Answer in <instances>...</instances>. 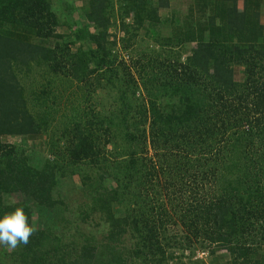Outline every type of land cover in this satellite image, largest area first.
Here are the masks:
<instances>
[{
    "label": "trees",
    "instance_id": "trees-1",
    "mask_svg": "<svg viewBox=\"0 0 264 264\" xmlns=\"http://www.w3.org/2000/svg\"><path fill=\"white\" fill-rule=\"evenodd\" d=\"M188 1L185 11L171 10L169 0L64 3L83 18L67 42L66 32L56 31L51 0H0V215L21 207L33 226L34 207L62 206L52 197L53 167L29 163V143L40 145L48 134L52 157H64L62 151L70 165L101 168L127 160L120 179L105 168L99 176L119 189H96L89 211L107 226L100 242L81 236L65 244L36 230L26 245L0 249V264H131L138 258L166 264L174 261L170 251L193 245L210 256L225 252L231 264H264V0H240V9L237 0ZM161 10L169 12L166 18ZM111 27L122 33L118 41ZM168 27L174 31L164 36ZM116 48L126 61L116 60ZM35 67L75 81L86 102L108 90L109 117L90 104L51 133L45 118L57 93L46 85L31 95L40 114L28 107L25 80ZM159 97L175 101L169 112L158 107ZM118 143L123 154L102 155ZM189 157H198V168ZM134 184L142 208L131 217L117 215L118 191ZM13 196L22 201H5ZM169 226H179L182 235L167 237Z\"/></svg>",
    "mask_w": 264,
    "mask_h": 264
},
{
    "label": "rangeland",
    "instance_id": "rangeland-1",
    "mask_svg": "<svg viewBox=\"0 0 264 264\" xmlns=\"http://www.w3.org/2000/svg\"><path fill=\"white\" fill-rule=\"evenodd\" d=\"M53 3V10L56 12L59 26L56 28V31L59 33H65L67 36L65 37V41L69 42V38L71 36L70 30L80 28L83 23V18L77 11H73L69 13L66 11L64 3L73 4L78 7L81 2L84 0H51ZM171 5V10H181L185 11L184 6L189 3L188 0H169ZM84 3V2H83ZM238 8H241V1L237 0ZM117 9V7H115ZM168 11L161 10L160 17L161 19L166 18L168 15ZM62 26H64L62 28ZM71 28V29H70ZM173 29L168 27L167 30L163 32L164 36H169L170 33H173ZM110 34H113L118 41L122 38V33L119 29L115 27H111L109 30ZM70 34V35H69ZM73 38H70V41ZM53 44V42H52ZM78 45L76 44L72 49L76 48ZM189 47H187L188 49ZM119 60L127 59L126 56L122 55L116 48ZM124 57V58H123ZM50 86L53 92L57 96V102L55 108L53 109V113H48L47 123L49 128H51V133L55 130H59L63 125L67 124L70 121H67L72 117L76 110L80 111L82 108H86V106L92 105L95 108L96 112L102 113L106 118L109 117V103L112 100V96L108 90H97L96 93L91 95L90 101L86 102L85 95L80 92L78 89V85L75 81L64 78L63 76H51L43 68H34L29 75L28 79L25 80V89L27 94V100L29 102L28 107L30 108V112L35 115L40 114V110L38 107L33 106L31 102V95L34 92H38L44 86ZM80 86V85H79ZM159 90V89H158ZM61 94V95H58ZM138 95L143 97L146 101L149 99L146 97L143 88H140ZM60 96H62L61 101ZM156 104L159 108H162L164 113L170 111V109L174 106L175 101L168 100L165 97L157 98ZM73 110V111H72ZM67 111V113H66ZM163 113V112H162ZM67 114V115H66ZM67 117V120L65 119ZM76 116V114H75ZM73 118H78L73 117ZM56 131V132H57ZM55 138V137H54ZM52 141V136L48 134L44 136L42 140H40V145L38 142L29 143L31 147L32 156L34 158L30 161V166L41 169L46 163L53 167V171L56 178V187L53 190L52 197L56 201H61L62 206L55 208L53 210L42 209L34 207L32 210V216L34 219L33 228L36 230H44L52 233L54 236L59 237L63 243L70 244L73 239H80L81 236H89L93 242H100L107 233V226L103 223L101 216L99 213L90 214V209L92 207V203L94 198L96 197V189L102 186L105 192L110 190L118 189V182L107 178L106 182H101L99 176L102 174L103 168L109 172H113L119 174V179L121 176V169L127 160L124 158H120L119 160H110L107 162L104 167L97 168L90 166L87 162L80 163L78 165H70L68 161V156L66 154L63 155V152L60 151L58 156H64L60 158L52 157L53 153L49 152V144ZM19 140H9L11 144H19ZM65 145L60 144V148H64ZM124 145L118 143L112 147H105L102 155L111 156L115 152H123L121 151ZM30 149V148H29ZM25 150V149H23ZM148 158L155 156L152 151L148 152L146 155ZM172 153L168 158H166V163L171 165ZM230 157V156H229ZM153 158V157H152ZM164 158V157H162ZM190 158V157H189ZM188 162L192 164V166L197 167L200 164V160L196 161L198 157L190 158ZM234 159V158H233ZM218 165V173L224 172V168L221 165ZM206 166V165H205ZM208 167V166H207ZM221 168V169H219ZM220 175V174H218ZM115 176V175H114ZM117 176L111 177L114 179H118ZM159 183H163L162 177L158 176ZM120 182V181H119ZM123 182V181H121ZM209 183V181H208ZM205 185L203 187L206 192L210 186ZM119 196L116 198L114 203L112 204V210L119 216L129 215L134 216L135 210L138 208H142L144 202L142 194L138 186L135 184L130 186L127 193H123L122 191H118ZM164 194V191H162ZM99 193V192H98ZM125 194V195H124ZM162 202H164L163 196L161 197ZM5 201L7 202H21L22 198L19 196L6 197ZM179 233L182 235V231L179 226H169L167 229V237L173 236V234ZM133 243L129 238H127L126 242H124V246L129 247ZM9 246L0 245V249H8ZM170 253L174 254L171 262H167L166 264H231L230 257L225 252L216 253L213 256H210L208 251L200 249L198 246L193 245L191 250L187 248H182L179 250L170 251ZM260 253L264 256V247L260 249ZM147 261L138 258L133 259L131 264H146Z\"/></svg>",
    "mask_w": 264,
    "mask_h": 264
},
{
    "label": "clouds",
    "instance_id": "clouds-1",
    "mask_svg": "<svg viewBox=\"0 0 264 264\" xmlns=\"http://www.w3.org/2000/svg\"><path fill=\"white\" fill-rule=\"evenodd\" d=\"M33 232L34 228L29 224L23 208L15 207L0 215V245L11 248L18 244L26 245Z\"/></svg>",
    "mask_w": 264,
    "mask_h": 264
}]
</instances>
